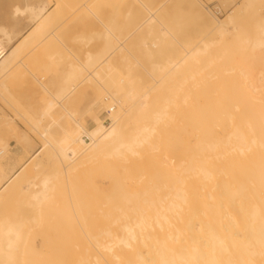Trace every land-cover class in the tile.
Returning <instances> with one entry per match:
<instances>
[{
	"label": "rangeland",
	"instance_id": "rangeland-1",
	"mask_svg": "<svg viewBox=\"0 0 264 264\" xmlns=\"http://www.w3.org/2000/svg\"><path fill=\"white\" fill-rule=\"evenodd\" d=\"M56 1L57 0H0V33L3 30H13L15 34H20L10 47H14V45L19 43L22 36L33 27L30 16L24 10V7L27 5H40V3L45 2L49 4V11L52 10L49 15L53 16L48 22L51 23L50 26L47 24V34L48 32L50 34L55 32L53 35L57 37V39H55L56 37H52V35L49 37V34L48 38L41 41L40 43L42 44H40V37L35 34L34 36L36 38H33V45H30V47L21 53L20 58L14 63L11 72L9 74L7 73L5 76H0V116L4 118L0 121V134L9 145L7 152L0 156V179L3 173H9V171L13 173L19 170L31 159L37 150L43 147V140L45 141L46 137H49L50 133L52 134L53 132L52 128L50 130L49 127H55L54 130L58 128V131L54 133L55 141L59 142V139L63 138V140L65 139L64 141L67 139L70 140V142H74L83 129L87 126L89 128L94 126L93 120L95 117L99 115L102 117V114L106 110L105 104L108 103L110 99L106 90L103 88L102 82L100 84L101 87H98L99 84L95 86L89 80L83 81L73 79L69 83V89L62 90V85L65 80L64 77L68 75L67 73L73 72L77 64L76 67L78 68L79 66L80 69L85 67L82 64L88 65L85 60L87 51L88 53L91 52V54L96 53L94 55L104 54L107 45L106 40H104V32L108 31V29L115 27L113 35L120 37L122 41L124 38V30L126 31L127 27H129L128 29L132 27L133 20L129 18L130 12L137 14V17L134 16L133 18L137 22L139 16L140 20L143 13L146 16L154 9L156 14L160 16L158 18V21H160L159 23H162L161 26L158 25L160 29L162 26L166 28L168 26V29L171 26L170 28L175 29V27H172L175 26V24L173 25L170 22H172L174 16L175 18L178 16L182 17L183 14L185 20L180 18L183 25L179 23V26L183 28L180 37H189L190 39L186 38L185 40L188 39L193 41L189 44L187 43L190 45L187 47L182 46L184 45V40L169 45L168 47L163 41V44H158L160 47H155L153 38H155V34L157 33L154 32L153 34L155 36L153 34L151 35V41L153 43L149 41V38H146V41L151 43L149 44V49L147 48L148 42H145L146 44L144 43L146 48L143 47L141 42L142 47L139 46L140 43H138L137 40H130L124 44L123 51L129 55L128 69H131V76L133 78L129 98L131 104H135V107L131 109L133 112L128 115L127 122L124 124V126H126L125 143L134 146L139 152L137 155H132L130 152L127 153L130 156L127 162V170H125L124 164L121 162L118 165L109 166L105 161L108 158L102 159L101 161H103V163L101 161H95L94 163V159L91 158V152L89 154L82 153L79 155L81 150L82 152L83 150L85 151L83 147H74V153H69L66 158L61 161L62 167L66 166L65 169L70 170L68 175L62 172L64 168L62 169L57 166L53 167L52 164L54 165V163L48 161V158H46L47 155L44 153L41 154L40 158L35 160V163L32 164L31 162L25 168V174L29 178L27 179L24 175L26 181H30L32 178L34 179L37 177L34 179L36 183L33 181V191L38 190L42 176L48 173L49 170L51 174H58L54 180V191H52L51 194L53 196L55 192L56 195L54 193L55 196L54 198L52 197V200L55 202V200L59 198V202L55 204L51 202V206L56 205L58 208L67 203V206L72 208H70V211L72 210L71 214L74 212L73 208L75 210V207H78V205L79 207L82 205L84 208L79 212L82 220L79 219V213L78 215L76 212H74L75 214L73 213L77 215V218L71 215L74 220L77 219L78 221L77 223L76 220L74 221L75 225L73 223L74 227L76 226L75 232L73 231V233L76 234L71 232L70 238H73L71 243L67 232L70 233L72 229L70 228L66 233L62 231V237L63 234L65 235L62 241L64 242V240H67V243H70L67 247L69 248L71 246L70 250H66L67 258H64L66 261L63 258L62 260L60 257L57 258L58 255L63 256L65 252V246L60 251L61 247H59L60 244L57 243V241H59L57 237H61L58 228L61 229L62 225L65 227L67 225L66 220L64 222L66 223L65 225L64 223L62 224L60 220L59 223L58 219H61L62 216L65 219L67 214H69L70 217V211H68L66 205L64 207L66 211L65 217L63 211L62 216L60 215L61 217L57 218V211L55 212V218H57V220H52L55 219L52 216V213H54L52 211H56L57 209L54 210L53 207L51 213L49 210L50 206L48 205L49 209L47 207L45 208L49 210L53 218L51 222L47 224L46 222L50 221L51 216H47L46 211L48 210H43L46 212V218L49 217V219L40 221L39 218L41 217H37L38 214L36 215L35 209L31 208V206L34 207L33 201L30 200L28 193L23 190L22 183L24 179H22V183L14 185L9 194H6L0 199V221L8 219V221L11 220V222H15L17 219V223L18 221L20 222L22 218L21 222L24 221V225L22 226L25 228L28 222L27 216L30 221V215L32 216L33 214L31 219L36 216V218L39 219L38 221L42 223H40V226L38 223H33V221H31L28 223L31 224L30 227L27 226L30 232V236L28 235L30 242L33 236L35 239L38 237L35 242L30 243L31 245H29V242L27 245L35 249L38 255L39 253H37V251H43L45 252L44 254H48L42 255L40 253L39 256L37 255L39 257L38 263L42 256H44V259H42L46 262L47 258L48 260L50 259L47 264L52 263L50 262L52 259V264H57V262L58 264L60 262L64 264L63 260L65 264H89V261L91 264H106L109 261V256L111 257L112 252L110 251V245H108V243H112L115 237L110 239L111 235L109 238L108 236L110 230L114 232L112 236L117 235L119 232L117 230L119 228L117 227L121 223L120 220H118L120 210L114 206L118 204L122 205L124 202V191L122 188L120 192L114 191L113 189L115 188L112 187L110 179L107 178L108 176H101L102 173L107 174V171H109V174L111 169L116 170V173L120 177V181L126 178L131 182V188L128 193L130 197V212H136L133 206L134 204L140 203L141 199H150L152 196L157 197L159 195L162 197V200L167 198L169 193V185L167 184L170 178H166L165 174L168 173V167L171 162H175L182 167L187 165L197 168L196 170L188 169L190 174H194L193 172L195 171L198 172L199 166H205L214 173L225 172L228 175V180H230L229 184L223 183L222 179L217 177L214 186L200 184L198 177L192 176L190 178L189 196L191 198V203L198 211L200 209H206V211L211 212L216 208H219L221 212L229 210L223 207V204L231 203L223 200L222 195L224 194V188L232 190L231 195L237 198V201L244 206H261L264 204V145L260 142H252V137L254 135H258L260 132L264 134V121H258V114L264 113V79H259V76L264 77V52L261 54L259 51H254L250 47H241L238 40V35L240 36L239 38H245V36L249 38L250 36L252 37V35L255 36L257 19L261 20L264 18V0L253 1L254 3L250 4L247 9H245L247 0H240L235 4H229V2L226 1L223 2L225 5V14L220 16L219 19H224L229 15H233L236 19L235 24L229 27L230 33L226 34L224 37H220L214 33L212 34L203 27H199V24L194 21L192 14L181 0H93L91 2L89 0V5L86 3L88 0H79L78 7L81 11L77 10L78 12L76 11L78 7L75 8L74 6L75 9L71 8L78 0H73V2H75L72 5L69 0L70 9H74L77 14L75 16L72 15L75 12L73 13L70 10L69 13H72L70 17H73L69 21L68 19L70 17L67 14L66 17L68 18V22H66L65 19V11L63 12L64 9L66 10L68 2L64 1V4L62 0H58L57 4ZM82 6L85 8L84 10H82ZM200 6L204 10L201 4ZM57 7L60 9L57 12H59V16L61 17L62 15V17L61 21H59V17L57 25H54V22H56L58 18V13L56 12V10H58ZM204 12L210 17L213 16L205 10ZM127 14L128 18L126 19ZM133 15L134 14H132V16ZM213 17L216 18L215 16ZM174 22L177 21L174 20ZM63 23L67 24L65 25ZM129 23L131 25H129ZM168 23L171 25H168ZM234 27L236 30H234ZM58 28L60 29L56 32L54 29L57 30ZM51 29H53V32H51ZM177 31H181V28ZM165 33L167 34V32ZM91 34L94 38H90L91 36L88 37V44L86 43L87 39L85 38V40L83 36L87 37ZM81 36L83 38L81 39L82 43L79 40ZM176 37L179 39V36ZM43 38L44 37H41V39ZM75 38L78 39L76 42L75 40L73 42ZM199 41H201V44ZM203 41H206L209 45L208 50L205 52L196 51L203 45ZM48 42L51 45L48 46ZM158 42L156 41V43ZM191 49L194 50V52L189 54L186 63L183 65L185 76L181 74L173 75L158 89L151 92L150 95H145L141 98V96L146 93L147 87L155 81L150 73V68L153 65L152 62L155 61L158 63V61H164L163 54H167L168 57L171 55L172 59L177 60L179 55H184ZM145 50L151 52L145 53ZM184 50H186V52ZM116 60L114 58V61ZM116 62L118 63H115V65L117 64L116 67L120 69L119 71L121 73H119L115 67L112 71V75L115 78H118L120 74V78L126 76L128 71L127 64L120 60ZM121 62L123 63V69H125V71L127 70L125 74V71H123L122 74ZM118 64H121V68ZM78 70L79 68L77 72ZM90 70L91 68L86 67L85 71H83L84 75L86 76ZM74 74L77 75L76 72ZM116 74L118 75L116 76ZM191 75L193 77H191ZM102 76H104L103 73ZM177 87H182V91H179L178 95L175 96V98H178L177 103H170L167 110L168 114L160 120L159 112L162 110L161 106H163L164 100L168 96L167 94H171L170 100H172V94L177 93L174 90ZM181 93L189 95L188 104L184 103L180 98ZM249 106L258 112L250 113L248 110L250 108ZM121 110L124 113V103L121 105ZM5 122L6 124H4ZM7 122L9 123L7 124ZM152 126H155L156 132L152 133L148 141L138 143L139 139H143L141 134L149 131ZM6 128L10 129L9 133L6 131ZM43 135H45V137H43ZM56 135L59 136L58 140H56ZM236 135H244L247 139L246 141H240ZM212 136H215L218 141H228L230 144H224L215 148L211 145ZM2 147L3 145H0V149ZM239 147H242V150ZM221 156H223V158L226 157L227 160H218ZM240 157H246L247 160H241ZM40 161L42 165L40 164V168H38L34 164L37 162L40 163ZM118 162L119 161H117V163ZM73 165L74 167H72ZM53 168L54 170H52ZM55 168L57 170H55ZM55 171L57 172L55 173ZM60 171L62 174H60ZM71 173L75 175V177L71 175L72 179L70 176L74 188L69 189L68 179ZM103 178L107 179L105 180ZM143 179L148 180L145 185L142 183ZM150 180L152 181L150 182ZM179 180L181 185L182 178L179 177ZM79 181L83 183L80 185ZM75 188L76 190H74ZM94 189L97 190L94 192ZM98 190L103 192V197L105 196V192L108 191V193H106V195L108 194L106 196L107 199L104 197L103 200L102 194ZM153 190H156L154 194H152ZM61 192L63 193L62 195ZM72 195L75 197H72ZM117 196L121 197V201L119 198H116ZM209 196L212 198H208ZM75 199H77L78 202ZM112 199L115 202L109 201ZM107 201L111 203H107ZM69 203L71 205H69ZM73 203H76L74 204L75 207ZM87 205L89 206L87 207ZM59 209L60 208H58V210ZM60 213H62L61 210L59 211V214ZM110 213L112 218H110ZM41 214L43 215L44 213ZM85 218L88 223V228L84 224L82 226V223L85 222ZM72 220L68 222V224L71 223V226ZM52 221H54V223H52ZM79 221L81 223H79ZM43 222L45 227L42 226ZM46 224L48 227L50 226L49 224H52V228L50 227L51 231L49 228L47 229ZM53 225L57 226V228L55 227L57 230L55 233ZM69 227L67 226V229ZM46 229L50 231L49 240L46 238L48 233H43ZM104 230L107 231V237L105 235L106 231ZM103 231L105 234H101ZM25 234L26 232H24L23 240L26 242L27 237ZM44 234L46 235L39 239V236ZM44 238L47 241V243L45 241L46 246L48 245L49 247H46L47 250H49L48 253L47 250L44 249L43 242L41 241L42 239L44 241ZM51 238L52 243L56 242V244L59 245L57 249H55L54 244L51 245ZM88 239L91 240L89 241ZM59 242H61V240ZM73 242L78 248L75 247ZM102 242L103 245H106L109 249L103 247ZM23 243L20 242L19 244L20 252L17 249L20 254L21 252L23 254L25 253V251H22V249L26 248L25 246L22 247ZM65 243L66 242H64V245ZM98 244L100 245L99 249L97 248L99 247ZM101 247H103L102 249L104 250H102ZM112 250L114 252V249ZM72 251L73 253H70ZM105 252H109L108 254L106 253L108 261H105ZM29 256L32 255L24 254L22 260L24 258L27 260ZM45 256L47 257L45 258ZM34 257L29 258L30 260L28 261L24 259L25 262L23 263L29 264L32 258L36 263L38 257L37 259ZM16 258L14 257V259ZM19 258L21 257L19 256ZM19 258H17V260ZM93 258L97 259H95L96 262ZM54 260H57V262ZM110 260H112V257ZM80 261L83 262L79 263ZM16 262L21 263L20 261ZM46 262L42 264H46Z\"/></svg>",
	"mask_w": 264,
	"mask_h": 264
},
{
	"label": "bare ground",
	"instance_id": "bare-ground-1",
	"mask_svg": "<svg viewBox=\"0 0 264 264\" xmlns=\"http://www.w3.org/2000/svg\"><path fill=\"white\" fill-rule=\"evenodd\" d=\"M64 1L68 2V4L66 5V10L65 9L63 10V12L65 11L64 13H65L66 22H68L67 21L68 18L66 17V15L68 14V16L70 17V14H72L71 12H73V13L75 12L74 9L79 6L78 5L79 0L77 2L74 1L75 4H74L73 0H72V2L70 0L71 5L74 4L71 8H74V6H75V8L73 10L70 9L69 0H62L63 3H64ZM91 1H93V0H90V2ZM253 1L255 2L256 0H247V4L245 2V4H246L245 9H247V7H249L250 4L254 3ZM88 2H89V0L86 3H88ZM181 2L185 3L189 12L192 14L194 21L199 24V27L201 26L204 29H206V31H209L212 34L214 33L215 35H219L220 37H224L226 34H229L230 33L229 27L233 26L236 22V19L233 15H229V16L225 17L224 19H219L218 17L214 18L211 13H209L207 10H205V8L203 7L200 0H181ZM56 3L58 4V0L56 1ZM33 4H34V2H33ZM200 4L202 5V7L204 8L205 11H207L209 14H211L212 17H210L209 15H207L204 12V10L201 8ZM88 5H89V3H88ZM68 6H69V8H68ZM58 8L59 7H57V9ZM64 8H65V6H64ZM62 9H63V7H62ZM84 9L85 8H83V6H82V10H84ZM24 10L30 16V19L33 23V27L31 30L27 31V33H25L22 36L19 43L14 45V47H10L13 44V42H15L16 39L20 36V34H18V33L15 34L13 32V30H3L0 33V76H5L7 73L9 74L11 72V69H12L14 63L16 62V60L18 58H20L21 53L24 50H26L28 47H30V45L31 46L33 45L32 41L36 38L34 36L35 34H36V36L40 37V39L37 38L40 40L39 43L41 41L45 40L46 38H48V35L50 34L49 32L47 34L46 27H47V24H49V26H50L51 23H48V22L52 19L53 15H51V16L49 15L52 10L49 11V4L48 3L45 2V3H40V5L39 4L27 5L24 7ZM55 10H56V8H55ZM59 10L60 9L56 10V12ZM70 10H71V12L69 13ZM77 10L81 11V10H79V7H78V9L76 8V11ZM57 13H58L57 14L58 18H57L56 22H54V25H57L58 19L60 17L59 12H57ZM130 13H131V16H132V14H134V15L131 17ZM130 13H129V18H130V20H133V21H132V25L130 24L131 21H130L129 25H131L132 27H130V29H128L129 27H127L126 28L127 30L126 31L124 30L123 40L121 41L120 37H116V35H113V30H115V27L108 29V31L104 32V40H106V43H107L104 54L94 55L96 53L91 54V52L88 53V51H87L88 54L86 53V59L85 60L88 63V65H84L81 63L85 67L84 68L82 67V69H80V67L78 66L79 70L77 72V69H78L76 67L78 65L77 64L75 66L76 70L74 69L73 72L67 73L68 74V75L66 74L67 76L65 75L66 77H64L65 80H64L63 85H62V90H68L69 89V83L73 79H76V80L78 79V80H83V81L89 80L95 86L99 84L98 87H101L100 84L102 82V84L104 86L103 88L106 90V93L110 97V99L108 100V103L105 104V106H106L105 109L109 110V109L115 108V109H113L112 114H111V118H112L111 125L109 127L104 126L103 118L99 115V116L95 117L93 120L94 126L92 128H89L87 126L85 129H83L81 131V133L78 135L76 141H74V142L73 141L70 142V140H67V139H66V141H64L65 139L63 140V138H60L59 142L55 141V134L54 133L56 131H58L57 130L58 128L56 130H54L55 127H49L50 130H51V128L53 130L52 134L50 133L49 137H46L45 141L43 140V142H42L43 147L41 149L37 150L36 153L31 157V159L29 161L26 162L25 165L22 166L19 170L15 171L13 173H10V171H9V173H3V176L0 179V199L3 198L6 194H9V192L11 191V188L14 185L22 183V179H24V175L27 179H29L27 177V175L25 174V168L31 162H32V164L35 163V160L37 158H40L41 154H43V153L45 155H47L46 158H48L47 159L48 161H51L54 163V165L52 164L53 167L57 166V167H61L62 169L64 168L62 172H64L65 175H68V173H70L69 172L70 170L69 169L66 170L65 165H63L65 167H62L61 161L64 160L69 153H71V152L74 153V151H73L74 147H80V148L83 147L85 149V151L83 150V152L81 150L79 155H81L82 153L83 154H89L91 152L92 153L91 158L94 159V163H95V161H101L102 159L108 158L105 161L109 164V166L110 165L111 166L118 165L121 162L124 164L125 170H127V162L129 161V158H130V156L127 153L130 152L132 155L139 154V152L135 149L134 146H130V145L125 143L126 126H124V124H125V122H127L128 115H130L133 112V110H131V109H133L135 107V104H131V100L129 98L130 87H131V82H132L133 78L131 76V69H128L129 68V55L123 51L124 50V44L130 40L131 41L137 40L138 43L141 42L143 47L146 48L144 43L148 42L147 48L149 49V47H150L149 44H151L153 42L155 44V47H160V45L163 44V41H164V44H167L166 46L168 47L169 45H172V44H175L176 42H180V41L184 40L185 43L183 42L184 45H182V46L187 47V46H190L188 44L191 43L193 40H188L190 38L186 37V38H188L187 39L188 41H187V40H185L186 39L185 36L183 38L180 37V35H182L181 32H182L183 28H182V26L181 27L179 26V23H182V25H183V22H182V20L184 19L183 14H182V17L178 16L175 18V16H174L172 22H170L173 25L175 24V26H172V27H175V29L170 28L171 26L169 27V29H168V26H167V28L165 26H162V28L160 29L159 26L162 25V23H159L160 21H158V18L160 16L156 14V11L154 9L150 14H148L146 16L143 13L142 18L140 20H139V18H140V16H139L137 22H136V20L133 19L134 16H136L137 14L133 13V12H130ZM76 14L77 13L75 12L72 15L75 16ZM60 15H61V13H60ZM61 17H62V15H61ZM61 17H60L59 21H61ZM72 17L73 16H71L68 20L70 21ZM127 18H128V14H127L126 19ZM180 18H182V20ZM174 20L177 21L178 24H177V22H174ZM170 23H168V25ZM63 24H65V23H63ZM52 25H53V23H52ZM180 28H181V31H177V30H180ZM59 29L60 28H58L57 30L56 29H54V30L56 32H58ZM171 29H172V31H171ZM51 30H52L51 32H53V29H51ZM234 30H236L235 27H234ZM154 32L157 33V34H155L156 36L153 34ZM165 32H167L168 35ZM54 33L55 32H53V34ZM176 33H177V35H176ZM53 34L51 33L49 35V37H51V35H52V37H54ZM152 34L156 38V39L153 38V40H154L153 42L151 41V35ZM83 35H85V34H83ZM157 35H158V37H157ZM148 36H150V37H148ZM176 36H179V39L180 38L181 39L179 40L178 37H176ZM41 37H44V38L41 39ZM55 37H56V35H55ZM88 37H90L92 39L94 38L92 36V34L87 36V37L83 36L84 39L85 38L87 39V40L85 39L86 43L89 42ZM239 37L240 36L238 35V40H239V44L241 47H250L254 51H259L261 54H263V52H264V18L261 20L257 19L256 33H255V36L252 35L253 38L251 36H250L251 38L249 37L250 39L248 37L246 38V36H245V38L244 37L239 38ZM83 38H82V36H81V38L79 37V40L81 41V43H82L81 39H83ZM146 38H149V41H151V43H149V41H146ZM55 39H57V37ZM77 39L76 38L73 39V42H74V40L76 42ZM156 41L157 42L159 41V42L156 43ZM49 42L47 43L48 46L51 45V44H49ZM111 42H113V43H111ZM199 42L201 44V41H199ZM141 43L139 44V46H141ZM159 43H160V45H158ZM40 44H42V43H40ZM85 46H86V44H85ZM208 48H209V45L206 43V41H203V45L200 46L196 51L205 52L208 50ZM161 50H163V49H161ZM184 51L186 52V50H184ZM149 52H151V51H146L145 53H149ZM191 52H194V50L191 49V50H188V52L186 54L179 55L177 57L178 61L176 59H172L171 55H170V57H168L167 54L166 55L163 54L162 55L163 59H164V61L162 60L163 62L162 61L161 62L158 61V63L155 61L152 62L153 65L150 68V73L154 77L155 81L153 82L154 84L152 83L151 85H149L147 87L146 93H144L141 96V98H143L145 95H150L151 92L158 89L171 76L176 75V74H181L182 76H185L186 74L183 72V65L186 63L187 57L189 56V54ZM182 53H184V52H182ZM112 57H113V59H112ZM50 58H53V57H50ZM114 58H115V60L117 58V60H120L122 62L124 61V63L127 64V66H128V67L126 66L128 69V71L126 70L127 73H126L125 69H123V63L121 62L122 68L120 66L121 64H118L122 70V74H123V71H125L124 74L126 73V76H122L120 78V76H121V74H120L118 78H115L112 75V73H113L112 71H113V69H115V67L117 65V64L115 65V63H118V62H116L117 60L114 61ZM81 64H80V66H81ZM86 67L91 68V70L85 76L83 71H85ZM117 68L118 67H116V69ZM119 70L120 69H117V71H119ZM117 71H116V73H117ZM75 72L77 75L74 74ZM106 72H108V73H106ZM102 73L104 74V76H102ZM114 73H115V71H114ZM119 73H121V72L119 71ZM118 74H116V76ZM191 77H193V76L191 75ZM79 78H81V79H79ZM112 78H115V79H112ZM119 78H120V80H119ZM259 79L263 80L264 77L259 76ZM174 90L177 93L172 94V100H170L171 94L168 93L167 98H165V100H164L165 102L163 103V106H161L162 110L159 112L160 120H162V118L168 114L167 110H168L169 104L170 103H175V104L177 103L178 98H175V96L178 95L179 91H182V87H177ZM188 96L189 95L186 93H183V94L181 93L180 98L182 99V101L184 103L188 104L189 103L188 102ZM123 103H124V113L121 110V105ZM249 107L250 108L248 110L250 111V113L258 112L257 110H255L251 106H249ZM117 108H118V110H117ZM258 118H259L258 121H261V120L264 121V113L258 114ZM3 119L4 118L2 116H0V121ZM8 123L9 122H7V124ZM4 124H6V122ZM9 130H10L9 128H6V131L8 133H9ZM155 132H156L155 126L154 127L152 126L149 129V131H146L145 133L141 134V137L143 139H141V140L139 139L138 143H143L145 141H148V138L151 137L152 133H155ZM51 135H52V137H51ZM53 136H54V139H53ZM86 136L91 138L92 141L90 143H87L84 140V137H86ZM43 137H45V135H43ZM58 137L59 136L56 135V140H58ZM236 137L240 141H246V139H247L244 135H236ZM25 139H28V138H25ZM252 142L253 143L260 142V143H262V145H264V134L260 132V133H258V135H254L252 137ZM228 143H229L228 141H220V140L218 141L215 138V136H212L211 145L214 146L215 148L218 146H222L224 144H228ZM0 145H3V147L0 149V156H1L7 152L8 146H9L8 142H6V140L2 137L1 134H0ZM80 145H82V146H80ZM239 148L242 150V147H239ZM116 158H117V160H116ZM240 159L245 160L246 157H243V158L240 157ZM218 160L225 161V160H227V158L226 157L223 158V156H221L220 158H218ZM117 161H119V162L117 163ZM101 162L103 163V161H101ZM106 162H105V164H106ZM111 162L113 163V165ZM40 164H41V161H40V163L37 162L34 165L37 166L38 168H40L39 167ZM96 164H97V162H96ZM31 166H33V165H31ZM72 167H74V165ZM107 168H109V167H107ZM41 169H42V166H41ZM109 169H111V168H109ZM168 169H169L168 173L165 174L166 178H170V180L168 181V184H167V185H169V193H168L167 198L162 200V197H160V195H159L157 197L152 196L150 199H148V198L147 199L146 198L141 199L140 203L137 202L138 204H134V206H133L136 209V212H130V207H129L130 197H129L128 193H129V190L131 188V182L126 178H124L123 181H120L119 175L116 173V170H113V169H111L109 174H108L109 171L106 170L108 175L105 173L101 174V176H105V177L108 176L107 178L110 179V181L112 183V187L115 188V189H113L114 191L116 190V191L120 192L121 188L124 191V202H123V204L122 205L118 204V205L114 206L115 208L120 210L119 211L120 215H118V220H120L121 223L117 227V228H119V229H117L119 231L118 232L119 234L117 233V235L112 236V234L114 232L112 230H110V233H109V229H108V233H109L108 238L110 237V235H111L110 239L113 237H115V238L112 240V243L107 242L108 245H110L109 248H110V251L112 252V255H111L112 260H110L111 259L110 256H109V261L107 260V257H106L107 252H105V261H108L107 263L105 262L106 264H264V204L261 206L260 205L244 206L243 204H240L237 201V198H235L234 196L231 195L232 190H229L228 188H224V190H223L224 194L222 195L223 200L231 202V203L223 204V207L226 209H229V210L221 212L219 208L218 209L216 208L214 211H211V212L206 211V209H200L198 211L195 209L194 205L191 203V198L189 196V186H190V182H191L190 178L192 176L198 177L200 184L214 186L217 177H220L222 179L223 183L229 184L230 180H228V175L225 172L214 173V172L210 171L205 166H201V167L199 166L198 172L195 171V172H193L194 174H190L188 172L189 171L188 169L196 170L197 168H194L192 166L190 167L187 165L182 167V166H179L178 164H176L175 162H171ZM52 170H54V168ZM55 170H57V169L55 168ZM58 170H59V168H58ZM33 172H35V171H33ZM49 172H50V170H49ZM49 172L42 176V179L40 181V186L38 187L37 191H33V189H34L33 186H34V182H35L34 179H36L37 177L34 179L32 178L30 181L29 180L26 181V179H24L23 183H22L23 184V190L28 193L30 200L33 201L34 207L31 206V208L35 209L34 211L36 212V215L38 214L37 217H41V218H39L40 221H45L46 219H49V217L46 218V212H47V216H49L51 210H53V207H54V210L57 209L56 211H52L54 213L51 212L53 214V215L52 214L51 215L54 218H55V212H57V211H58V213H56L57 218L62 216L63 211H64V217H65L66 211H65L64 207H65V205L66 206L68 205L67 203H65V205L62 203L63 205H61V203H60L61 207H58V208H60L59 210H58L56 205L51 206L52 205L51 202H53L54 204L56 202L57 203L59 202V198H57V200H55V202L52 200L54 198V196L56 195V193L54 192L55 195L53 193V196L51 194V192L54 191L53 190L55 187L54 180L56 179V175H58V174L55 175V174H51ZM56 172L57 171H55V173ZM60 174H62L61 171H60ZM71 175H72V173L69 175V179H68L69 189L74 188L73 182L71 179H72V176L75 177V175L74 174L72 176ZM70 176H71V179H70ZM76 176H77V174H76ZM80 176H81V172H80ZM179 177L182 178L181 185L179 183V181H180ZM78 178H79V174H78ZM107 178H103V179L106 180ZM81 179H82V176H81ZM76 180H77V178H76ZM147 181L148 180L143 179L142 183L145 185L147 183ZM151 181L152 180H150V182ZM79 182H80V185L83 183L81 181H79ZM97 189H94L93 191L95 192V190H97ZM74 190H76V188ZM158 191H159V189H158ZM62 192H61V195L63 194ZM155 192H156V190H153L152 194H154ZM70 193H71V191H70ZM100 193L102 194L103 192H100ZM106 193H108V191L105 192V194H104L105 195L104 197L107 199L106 196L108 194L106 195ZM72 197H75V196L72 195ZM102 197H103V194H102ZM104 197H103V200H104ZM110 197H112V196H110ZM79 198H80V196H79ZM108 198H109V196H108ZM116 198H119V200H120L121 197L117 196ZM208 198L211 199L212 197L209 196ZM75 200L77 201V199H75ZM109 201L112 202L113 199L109 200ZM109 201H107V203ZM111 202H109V203H111ZM113 202H115V201H113ZM107 203H105V204H107ZM120 203H122V202H120ZM74 204H76V203H73V206H74ZM48 205L50 206V209L48 208ZM69 205H71V204L69 203ZM42 206L44 207V209ZM58 206H59V204H58ZM88 206L89 205H87V207ZM45 207H47L50 210V212ZM78 207H79V205H78ZM78 207H75V210L73 208V211L76 212L77 215L79 212H81L84 209L82 205H80L81 208L79 207V210H78ZM61 208H63V209H61ZM66 208L68 209V211H70L71 207L69 208V206H67ZM43 210H45V211L48 210V211L45 212ZM60 210L62 211V213L59 214ZM68 211H67V213H68ZM71 212H72V210L69 212L70 217H69V214H67L65 219L63 218V216L61 217L62 220L60 218L58 219V222L60 220V222L62 224L65 222V220L67 221V225H66V223H64L66 225V227L61 224L62 225L61 229L58 228V231H59L61 237L59 235H58L59 237L56 236L59 239V241L61 240L62 246H61V242H59V241H57V243L60 244V246L58 244H56V242L52 243V238H51V245L54 244L55 249H57L59 246V247H61L60 248V251H61V249L64 248V246H65L64 255L63 256H59V255L57 256V258L60 257L61 260H62V258L63 259L67 258L66 250L67 249L70 250V248H71V246L68 248L67 245H70V243L73 239V238L72 239L70 238V234H71V232L73 233V231L76 228V226L74 227V225H75L74 221L76 220V223L78 222L77 219L74 220V218L71 217V215L73 216L75 214L74 212H73L74 214L73 213L71 214ZM41 213H44V214L42 215ZM87 214H86V217L88 218ZM44 215H45V217H44ZM57 215H59V216H57ZM77 215H74V216H76V218H77ZM79 215H80V213H79ZM107 215H108V213H107ZM32 216H33V214H32ZM32 216L30 215V221H29L28 216H27L28 222L25 221V222H27V225L25 226V228L22 226V225H24L23 224L24 221L21 222L22 218H21L20 222L18 221L17 223H16L17 219L15 220V222H11V220L8 221V219H6L7 221L6 220L4 221V219L0 221V224H1L0 225V245H1L0 246V264H21V263L25 264L23 262L30 260L29 258H31V257L35 256L34 258L37 259V257L40 255V253L42 255H48V254H44L45 252H43V251H40V252L37 251V253H39V255H38V254H36V250L33 249L31 246H29V245H31L30 243L35 242V240L38 237L35 239V237L33 236L32 240L33 239L34 240L33 241L31 240V242H30V239L28 237V235L30 234L28 227H30L31 224H28V223L33 221V223L36 222L40 226L42 224L40 221H38L39 219H37L36 216L31 219ZM52 216L50 218V221L46 222L47 224L51 222V219L53 218ZM57 218L52 219V220H57ZM72 218H73V220H72ZM83 218H84V216H83ZM110 218H112L111 213H110ZM79 219L82 220L81 215H80ZM71 220L73 221L72 226H71V223H69L70 224V227H69L68 222H70ZM13 221H14V219H13ZM52 223H54V221H52ZM73 223H74V225H73ZM79 223H81V222L79 221ZM83 224L86 227L88 226V223L86 222V218H85V222L82 223V226H83ZM49 225H50L49 227L47 225V229L49 228L51 231L52 224H49ZM42 226L45 227L44 222H43ZM67 226L69 227L68 229H67ZM53 227H54V230H55L54 233H55L57 231L56 230L57 226L53 225ZM70 228L72 229V231H70V233L67 232L69 235V238H70V243H67V240H64V242L67 243V244L65 243V245H64V242L62 240H63L65 235L63 234V237H62V233L63 232L66 233V231H69ZM23 229H24V231H23ZM47 229L43 233H46V234L48 233L47 234L48 237L46 234H44V235L39 236V239H40V237H42V236L44 237L46 235L47 240H49L48 238H49L50 231L49 230L47 231ZM27 230H28V232H27ZM78 230H79V228H78ZM104 231H106V230H104ZM104 231L101 232V234L102 233L105 234ZM111 231H112V233H111ZM24 232H26L25 235H26L27 239H26V237H25V239H26L27 243L25 242V240H23ZM73 234H76V233H73ZM68 235H67V237H68ZM100 235H98V236H100ZM105 235L107 237V231H106ZM76 237H77V235H76ZM87 238H88V235H87ZM91 238H92V236H91ZM93 239H94V237H93ZM22 240L24 241V243ZM27 240H29V241H27ZM41 241L43 242L44 249L47 250L46 247H48V245L46 246V243H47L46 239L44 241L42 239ZM45 241H46V243H45ZM53 241H54V238H53ZM85 241H86V239H85ZM103 241H105V240H103ZM20 242L23 243V245L21 244L22 247L23 246L26 247V248L24 247L25 249H22V247H21L22 251H25L24 254L32 255V256H29V258L27 260H26V258H24L25 261H24V259L22 260L24 254L22 252H21V254L19 253L20 252V247H19ZM28 242H29V245H27ZM74 245H75V243H74ZM80 245H82V244H80ZM102 245H103V242H102ZM40 246H41V244H40ZM49 246H50V244H49ZM98 246L99 247H97V245H96V247L99 249L100 245L98 244ZM115 246L117 247V251H116ZM75 247L78 248V246H76V245H75ZM103 247L108 248L106 245L105 246L103 245ZM103 247H101V249ZM28 248H30V249H28ZM17 249L19 252L17 251ZM112 249H114V252ZM34 250H35V253L33 254ZM69 250H68V252H69ZM102 250H104V249H102ZM105 250L109 251L107 249H105ZM28 251H30V252H28ZM53 251H54V249H53ZM48 252H49V250H47V253ZM58 252H59V250H58ZM65 253H66V256H65ZM70 253H73V251ZM52 254H54V253H52ZM60 255H61V253H60ZM19 256L21 258H19ZM14 257L15 258L17 257L20 260L19 259L17 260V258L14 259ZM26 257H28V256H26ZM43 257L44 256H42V258ZM46 257L47 256H45V258ZM102 257H103V255H102ZM40 258H41V256H40ZM42 258L40 259L39 263H38L39 257L36 260V263L34 262V259L32 258L33 260L31 259L29 264L30 263L31 264H33V263L42 264V263L46 262L43 260L44 258L43 259ZM60 258H59V262H60ZM75 258H76V256H75ZM93 259L95 260L96 258H93ZM21 260H22V262H21ZM46 260H47V262H49L50 259L48 260V258H47ZM52 260L50 262L53 263ZM64 260H63V262L65 264L66 260L65 261ZM96 260H95V262H96ZM16 261H20L21 263L16 262ZM42 261H44V262H42ZM47 262H46V264H47ZM55 262H57V260ZM82 262L80 261L79 263H82ZM52 263H50V264H52ZM26 264H28V263H26ZM57 264H58V262H57ZM61 264H63V263H61ZM89 264H91L90 261H89Z\"/></svg>",
	"mask_w": 264,
	"mask_h": 264
},
{
	"label": "built area",
	"instance_id": "built-area-1",
	"mask_svg": "<svg viewBox=\"0 0 264 264\" xmlns=\"http://www.w3.org/2000/svg\"><path fill=\"white\" fill-rule=\"evenodd\" d=\"M205 10H207L209 13H211L215 17H220L225 14V5L223 2H229V4H235L239 2L240 0H200ZM115 109V108H113ZM113 109L105 110L102 114L103 118V124L106 127H109L112 123L111 114ZM84 140L87 143H90L92 140L90 137L86 136L84 137Z\"/></svg>",
	"mask_w": 264,
	"mask_h": 264
}]
</instances>
